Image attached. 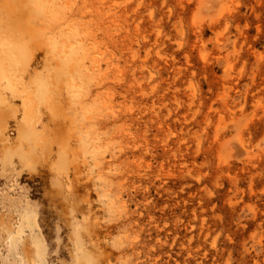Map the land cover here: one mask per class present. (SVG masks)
Wrapping results in <instances>:
<instances>
[{
  "label": "rangeland",
  "instance_id": "374dc122",
  "mask_svg": "<svg viewBox=\"0 0 264 264\" xmlns=\"http://www.w3.org/2000/svg\"><path fill=\"white\" fill-rule=\"evenodd\" d=\"M0 264H264V0H0Z\"/></svg>",
  "mask_w": 264,
  "mask_h": 264
}]
</instances>
